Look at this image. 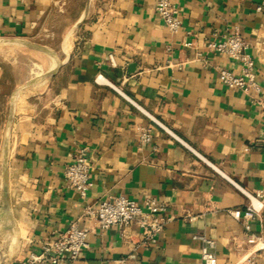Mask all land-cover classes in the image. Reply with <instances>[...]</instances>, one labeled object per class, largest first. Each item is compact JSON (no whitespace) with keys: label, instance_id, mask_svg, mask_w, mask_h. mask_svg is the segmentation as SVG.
<instances>
[{"label":"crops","instance_id":"1","mask_svg":"<svg viewBox=\"0 0 264 264\" xmlns=\"http://www.w3.org/2000/svg\"><path fill=\"white\" fill-rule=\"evenodd\" d=\"M172 2L176 33L155 0H85L58 71L32 85L0 61V264H21L72 221L85 225L86 205L119 194L154 197L171 220L154 244L137 225L126 236L96 228L75 264H205L196 235L215 241L217 264H264V204L245 215L246 193L264 187V114L219 78L240 63L208 47L238 30L263 75L264 0ZM64 11L63 0H0V39H33ZM81 148L92 166L85 198L65 180Z\"/></svg>","mask_w":264,"mask_h":264},{"label":"built area","instance_id":"2","mask_svg":"<svg viewBox=\"0 0 264 264\" xmlns=\"http://www.w3.org/2000/svg\"><path fill=\"white\" fill-rule=\"evenodd\" d=\"M155 5L158 15L167 28L176 33L182 25V17L177 6L172 0H155ZM257 10L264 12V4L258 5ZM208 47L240 63V73L223 68L219 70V78L230 89H239L249 94L264 114V74H259L255 59L249 53V42L236 30L224 39L210 41ZM110 61L112 65H117L113 54L110 55ZM156 122L168 130L159 121ZM175 137L183 142L179 137ZM140 138L143 142L150 141L149 130H143ZM91 168V160L86 148L79 149L75 153L74 160L65 168L67 184L82 198L87 197L93 186ZM246 195L250 199V204L245 215L253 217L263 207L264 187L256 196L250 193ZM259 198L262 200H258ZM166 210L165 203L154 197L137 201L124 194L109 196L97 204L85 206L83 210V217L87 221L85 225L81 226L79 222L72 221L58 238L47 241L38 251H31L21 264H75L88 246L89 234L96 228L107 230L117 225L126 236L127 229L137 225L142 231L141 242L154 244L171 220V217L166 215ZM231 214L235 218H240L242 211H231ZM195 238L202 241L201 257L204 263L217 264L215 241L204 235H196ZM121 262L131 264L127 259H122ZM236 264H257V260L255 255H250Z\"/></svg>","mask_w":264,"mask_h":264},{"label":"rangeland","instance_id":"3","mask_svg":"<svg viewBox=\"0 0 264 264\" xmlns=\"http://www.w3.org/2000/svg\"><path fill=\"white\" fill-rule=\"evenodd\" d=\"M84 5L85 0H63L65 11L62 14L54 15L48 21L50 31L42 32L33 39L0 41V61L6 65L8 78L14 81H23L29 78L31 81L51 71L52 63H56V60H60V56H63L60 49L61 40ZM21 40L44 46L49 51L33 48L21 43L23 42Z\"/></svg>","mask_w":264,"mask_h":264},{"label":"water","instance_id":"4","mask_svg":"<svg viewBox=\"0 0 264 264\" xmlns=\"http://www.w3.org/2000/svg\"><path fill=\"white\" fill-rule=\"evenodd\" d=\"M0 41H6V40H4V39H0ZM10 41H12V42H18V41H16V40H10ZM21 41H23V40H21ZM21 43L26 44V45H29V46H31V47H33V48H36V49H39V50L49 51L46 47L41 46V45H37V44L30 43V42H27V41H23V42H21ZM53 55H54V54H53ZM60 66H61V61H59V60L57 59V60H56L55 67H54L51 71H49L47 74H45V75H43V76H38V77L32 79L31 81H29V83L27 84V86L32 85V84H34V83H36V82H38V81H41V80H43V79H46V78H48V77L54 75V74L58 71V69H59ZM4 196H6V189H4ZM2 207L5 208V203L2 205Z\"/></svg>","mask_w":264,"mask_h":264}]
</instances>
